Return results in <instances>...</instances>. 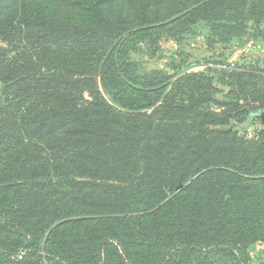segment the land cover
<instances>
[{
  "label": "trees",
  "instance_id": "trees-1",
  "mask_svg": "<svg viewBox=\"0 0 264 264\" xmlns=\"http://www.w3.org/2000/svg\"><path fill=\"white\" fill-rule=\"evenodd\" d=\"M200 22L262 35L264 0H0V264H250L264 71L130 58Z\"/></svg>",
  "mask_w": 264,
  "mask_h": 264
},
{
  "label": "rangeland",
  "instance_id": "rangeland-1",
  "mask_svg": "<svg viewBox=\"0 0 264 264\" xmlns=\"http://www.w3.org/2000/svg\"><path fill=\"white\" fill-rule=\"evenodd\" d=\"M264 27V22L261 24ZM196 33L183 35L181 39L163 37L154 46L141 45L130 58L137 60L143 70L162 69L172 72L171 66L182 65L191 71H204L209 63H222L226 68L255 67L264 71V34L254 32V24L248 23L247 31L227 42H219L210 36L203 23ZM225 91V87H222ZM261 126L258 120L232 123L230 128L253 134ZM250 264H264V242H254L249 247Z\"/></svg>",
  "mask_w": 264,
  "mask_h": 264
},
{
  "label": "water",
  "instance_id": "water-1",
  "mask_svg": "<svg viewBox=\"0 0 264 264\" xmlns=\"http://www.w3.org/2000/svg\"><path fill=\"white\" fill-rule=\"evenodd\" d=\"M257 116L259 118V122L260 124H262L263 128H264V110H260L258 113H257Z\"/></svg>",
  "mask_w": 264,
  "mask_h": 264
}]
</instances>
